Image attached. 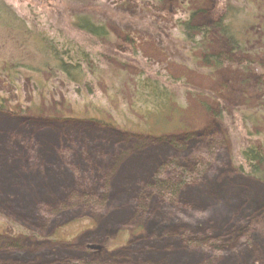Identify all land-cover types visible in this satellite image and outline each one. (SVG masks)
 <instances>
[{
	"label": "rangeland",
	"instance_id": "rangeland-1",
	"mask_svg": "<svg viewBox=\"0 0 264 264\" xmlns=\"http://www.w3.org/2000/svg\"><path fill=\"white\" fill-rule=\"evenodd\" d=\"M5 1L74 37L65 0ZM109 2L79 8L110 32L80 86L0 23V264H264V0Z\"/></svg>",
	"mask_w": 264,
	"mask_h": 264
},
{
	"label": "trees",
	"instance_id": "trees-1",
	"mask_svg": "<svg viewBox=\"0 0 264 264\" xmlns=\"http://www.w3.org/2000/svg\"><path fill=\"white\" fill-rule=\"evenodd\" d=\"M158 1L159 0H157V2ZM256 1L254 0V3ZM64 2L69 4L67 8H69L72 13L71 15H68L66 21L71 23V30L74 34V37H71L69 40L64 39L66 35L61 29L62 27L58 29V34L56 35H52L51 33H49L50 30L48 29L46 31V34H40V32L33 33L32 30L29 29V24H23V20L19 17L20 14H18L15 9L12 8V6L9 5L5 0H0V23H8V25L11 27H13L14 24H16V26L19 25V27H21V29L23 30L24 35L26 34L27 37L30 38L32 44L36 46L35 53H38L40 54V56L43 57L45 64L51 62L52 65L55 66V68L50 67L49 69L47 67L46 71L49 72L51 69H55V71H57L59 75L65 77L70 83L72 82L75 86H80L87 80V75L85 74L86 71H88L94 66H97V64H99L102 60V54L99 49H101L103 47V44H105V42L109 40L110 36V32L106 29L104 23H98L94 21V19L91 16L89 17L86 12L96 9L98 6H103L105 9H108L110 13L114 14L112 6H115L116 4H111L109 0H65ZM71 4L74 7H72ZM79 8H84L87 11L80 10ZM228 13L225 14V18H222L221 21H219L215 27L213 26L211 28L212 30L206 28L195 29L194 27L188 25V22H186L185 25H180V28L183 31L185 37L187 38V42L190 45V49L193 50V48H195V50H198L197 48L199 47L200 43H206L205 41L207 39V34L211 33L214 29L218 27L220 28L219 30L222 31V35H224L225 37L231 35V31L228 27L230 26V22L232 21L231 18H233L234 21V18L237 17V14L233 13L232 17ZM20 22L22 23V26L21 24H19ZM47 25L48 27H50V24ZM25 28L27 29V31ZM189 29H191L192 32L197 31L199 33V35L197 36L202 39L200 40L196 37H193L192 32H187V30ZM240 30L241 31H239V33L241 35L243 34L242 36H245V34H247V30H245L244 33L243 28H241ZM88 38L93 39L91 40V44L87 42ZM81 39H86L85 46H87L88 48H84L82 44L80 45L78 41H80ZM238 39L240 40V38ZM206 46L210 47L209 45ZM94 58L98 59L97 64ZM20 66L24 69L28 68L24 65ZM10 71L8 72V75ZM33 72L36 73L37 71ZM19 76L21 75L18 73L10 75V77L15 80ZM135 81L139 85V87L144 90V92H151L152 94L155 93V91H158L159 98L161 96L160 92H163L164 94H166V96L169 97L170 100H172V94L170 93L169 95L167 89L166 91H164L163 86L159 87L158 82L155 81V79H152L151 75L148 74L139 76ZM151 94H149L148 100L152 96ZM243 154L245 163L247 164V171L245 172L242 170V172L245 173L246 176L254 178L256 177L260 181H264V175H259L257 170L258 167H256V163H264V161H262L264 160V156L260 155L258 151L254 149V147L250 148L248 151L246 150ZM153 186L156 187L155 189L157 190V192L162 193V195L167 194L165 190L174 189L172 185H170L171 187H169V185H161L160 182H154Z\"/></svg>",
	"mask_w": 264,
	"mask_h": 264
}]
</instances>
